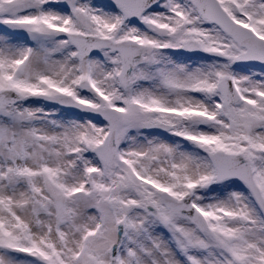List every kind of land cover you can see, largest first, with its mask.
<instances>
[{"label":"snow or ice","instance_id":"snow-or-ice-1","mask_svg":"<svg viewBox=\"0 0 264 264\" xmlns=\"http://www.w3.org/2000/svg\"><path fill=\"white\" fill-rule=\"evenodd\" d=\"M0 264H264V0H0Z\"/></svg>","mask_w":264,"mask_h":264}]
</instances>
